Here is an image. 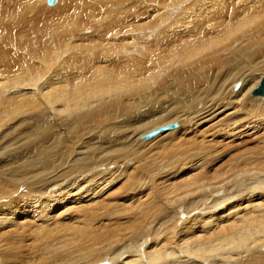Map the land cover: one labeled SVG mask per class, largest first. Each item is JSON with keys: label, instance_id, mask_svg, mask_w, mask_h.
<instances>
[{"label": "bare ground", "instance_id": "6f19581e", "mask_svg": "<svg viewBox=\"0 0 264 264\" xmlns=\"http://www.w3.org/2000/svg\"><path fill=\"white\" fill-rule=\"evenodd\" d=\"M16 1L0 10V193L28 176L45 192L23 197L21 210L40 217L27 223L32 241L0 216V264H264V151L214 168L230 151L211 144L264 122V96L249 95L264 76V0H183L188 26L163 34L167 50L148 56L150 66L136 60V31L78 35L79 12L91 17L104 0ZM88 38L98 50L75 46ZM163 69L176 83L162 87ZM184 149L175 175L163 170L166 154ZM139 152L134 183L123 161ZM116 170L121 186H152L127 202L109 190Z\"/></svg>", "mask_w": 264, "mask_h": 264}, {"label": "rangeland", "instance_id": "374dc122", "mask_svg": "<svg viewBox=\"0 0 264 264\" xmlns=\"http://www.w3.org/2000/svg\"><path fill=\"white\" fill-rule=\"evenodd\" d=\"M6 1H2V2L0 1V10L3 8L4 4H8L10 6L9 8H13V6L9 2V0H6ZM42 1H43V3H42ZM64 1L68 2V0H64ZM64 1L62 0V2H64ZM127 1L126 0H124V1L123 0H118V1L117 0H113V1L112 0H110V1L104 0V1H101L99 4H102V2L103 3L105 2V4H107V5L100 6V8H98V10H96L98 13H95V15L91 16L93 19L90 16H88L86 14L82 15L81 12H79L78 17L76 18V22H75V24L79 23V25L76 24L77 31H78L79 26H81L79 29L80 31L77 32L78 35L83 37V36H89V35H93V34L94 35L95 34H103L105 37L104 40H106L108 38L106 35L116 34L117 37L125 40L127 38L124 35H126V34L129 35L130 33H134L136 31V33H134V35L135 34H137L139 36L142 35V38H139L137 40V41H142V45L137 46L136 50H138V53L141 56H143V58H144L143 59L142 57H137L136 60H140V61L144 60L142 62V64H144L148 61V56H157V55L163 54V52L165 53V50H167L166 48H164L165 47V40L163 42L162 38L165 39V37H164L165 35H163V34H171L172 32H173L172 34H175L176 30L178 33H182V31H184V27L188 26L189 14H188L187 3L189 2L188 4H190V0L189 1L184 0L187 2V3L185 2L186 4L183 3V0H168L169 1L168 5L162 4L161 3L162 0H141L142 2H140V0H137L138 1L137 3H136V1L134 2V0H132V3H134V4L131 3V0H129L130 2L128 1L130 4ZM34 2L36 4V6H39V5L43 6L46 1L45 0H33V3ZM106 2H108V3H106ZM121 2H123V3H121ZM12 3H17V1L13 0ZM45 4H47V3H45ZM121 5H123L124 7ZM137 6H138V8H137ZM120 7H123V9L125 11L122 8L120 9ZM125 8H127V9H125ZM160 8H161V10H160ZM100 9H102V10H100ZM117 9H118V11H117ZM109 10H111V12ZM128 10H129V12H128ZM107 12L108 13L110 12V14H112V15L108 14ZM125 12H127V13H125ZM33 13L34 12L31 11V16H33ZM164 13H168V16L163 19L162 17H163ZM97 14L98 15L100 14V15L97 17ZM102 15H103V17H102ZM57 16L59 17L60 15H57ZM57 16H56V19H57ZM81 17H84V18H81ZM0 19H2L1 16H0ZM81 19H83V20L81 21ZM91 20L93 22L98 23V24L94 23V25L95 24L98 25V28L96 25L93 26V22L92 23L90 22ZM66 23L67 22H65L63 24H66ZM104 24H107V25H104ZM84 25H87V26H84ZM99 26H101V27H99ZM174 29H176V30H174ZM110 30H112V31H110ZM113 31H114V33H113ZM42 32L43 31H41V34H42ZM23 34H25V33L19 34V37L26 38V37H24ZM147 34H149V36H150L149 42L144 41V39H146ZM182 34H184V33H182ZM36 35H38V34H36ZM72 38H73V36H72ZM96 38H97V40L100 39V37H96ZM90 39L91 38H88L84 41H79V43L75 46L78 48H84V49H92L95 46V49H96V43H98L99 41L96 40V41H93V43H91ZM35 42L38 43V41H35ZM70 46L73 47V44H70ZM96 50H98V49H96ZM144 52H146V53H144ZM116 63H117V61H116ZM150 64H151V60L148 61L146 65L150 66ZM131 65H134V64H131ZM143 66L145 67V65H143ZM145 71H147V69H145ZM151 72L152 71H150V73ZM167 72L168 71L163 69L162 73H167ZM152 74H154V72H152ZM240 81H238L236 83H239ZM171 83H176V82H175L174 77L172 78L171 72H168V74L166 75V77L164 79V85L162 87L167 86ZM236 83H234V84H236ZM157 89H159V88H157ZM153 90H156V89H153ZM252 91L250 92L249 95L254 96V95H252L253 94ZM256 97H259V96H256ZM260 98H264V97H260ZM113 104L118 106V102H114ZM114 119H116V118H114ZM175 121L178 124L175 128L180 127L182 125L181 121H179V120H175ZM156 127H158V126H155L152 129H154ZM244 127H247V126H244ZM203 128L205 129V126L202 127L201 131L204 130ZM248 128H247L248 129L247 132H246L245 128H243L242 133H240L238 131V133H239L238 136L237 135L232 136L233 132H226V134L222 137H219L218 135H216L214 137L212 135L209 136L208 134L204 135L206 137V140H211L212 139L211 137H213L214 140H213V142H211V144H212V146L215 147V149L219 148V150L220 149L223 150L224 148H226L230 151L225 159H222L219 162L214 163V165H213L214 168L219 167L220 164H227L230 161H234V160L240 161L241 159H239V156L245 155L248 152L264 151V122L259 121V123L257 125H253L252 129H250V126L248 125ZM152 129H150V130H152ZM150 130H147L146 132H148ZM167 131H171V130H167ZM104 132L106 134H104L102 131H100L99 133L103 137H105V136L107 137V135H110V134H112L115 137L118 135L115 132H108V131H104ZM146 132H144V134ZM102 133H103V135H102ZM135 138L136 137H134V135H133L131 137H128V140H130V142H131V140H133ZM163 138L164 137H162L161 139H163ZM141 139H143V138H141ZM221 141L223 144V148L221 145ZM229 143H230L229 147H226L227 144H229ZM154 144H155L154 142H150V144H147L146 148H148ZM184 151H185V149L182 151L183 154L181 153V154H177V155H175L174 153H173V155H172V153L171 154L167 153L166 154L167 156L165 158H166V161H168V162H166L165 160L162 161L163 164L161 167H164L163 170L170 171L172 169L171 171H173V173H174V171L176 169H178V166L181 163V161H183V159L187 158V156H186L187 154H186V152L184 153ZM0 152H2V150H0ZM130 152L131 151H129V154H130ZM140 153L141 152L137 153L135 155V158L133 156H127L125 158L126 160L124 159V161H123V162H125V164H127L130 167V169H131V170L129 169V172H131L130 174H132L136 177V179L134 180V183H135V181H137L139 179V176L137 175L138 166L142 163V161H139L140 162L139 163V162H137V160H138V158H142V156H137V155H139ZM132 154H134V153H132ZM115 156H113V157H115L114 158L115 160H113V157H110L111 162L108 163L109 166L107 164V166L109 167V169L111 171L113 168L117 169V167L121 164V162H119L117 159L119 157V153L115 152ZM11 162L12 161H7L8 164ZM113 162L116 164H113ZM8 164H7V166H8ZM64 166H66V164H64ZM132 167L135 169L133 170ZM156 169L161 171V168H159V165H158V167H156ZM118 170L120 171V169H118ZM118 170H116V172L114 174L117 175V173H118V177L116 178L117 180H115V182L119 180L118 181L119 183L112 186L111 188H109V190L114 191L112 193V195L114 194V196L119 194L121 199L126 200L128 202V201H130L132 195L139 194L140 191L142 190V188H145L146 186H152V182L147 178H143L144 180L142 181V183H138V185H136V188H135L136 191L131 190L133 187L126 188L125 186H121L122 184L120 181L122 180L121 176H123V175L120 172H118ZM158 170H155V171H158ZM161 173L163 174L162 171H161ZM173 173H172V176L175 175V173L174 174ZM127 178L128 177L126 176V179ZM140 179L142 180V178H140ZM9 181H10L9 185L4 189V191L2 193H0V216L3 218V221H2L3 228L21 231L23 233V236L26 239H29L30 241H32L30 236H29V228H31L32 226H28L27 223L32 224L33 221L40 222V217L38 216L37 211L31 212L30 209H27V211L25 212V211L21 210L23 197H25V196L26 197H32V194L34 193V191L38 192V193H43V192H45V190L40 189L38 187L39 186L38 183H32V180H30L29 176L26 177V180L24 181L23 184L22 183L17 184V182L14 180H9ZM99 181H100V179H98L96 181V183ZM173 181H176V184H178L180 182V178H178L177 180H173ZM159 183L160 182L156 181V183L154 184V187ZM21 185H23V186H21ZM120 187H122L123 189L121 188V190H120ZM116 188L118 190H115ZM46 190H47V188H46ZM143 190H145V189H143ZM156 190L157 189H154L153 193H155V194L159 193ZM258 191L263 192L264 187L259 188ZM127 193H129V194H127ZM125 215H126V213H124V216ZM124 219L125 218H123V220ZM1 236H2V231H1ZM31 253L33 254V260H35L36 253L34 252V250H31Z\"/></svg>", "mask_w": 264, "mask_h": 264}, {"label": "water", "instance_id": "95a60500", "mask_svg": "<svg viewBox=\"0 0 264 264\" xmlns=\"http://www.w3.org/2000/svg\"><path fill=\"white\" fill-rule=\"evenodd\" d=\"M55 2H56V0H47L48 4H54ZM252 93L264 96V76L261 78L260 83L258 84V86L256 88H254ZM177 125H178L177 122L174 121V122H171L169 124L154 128V129L146 132L145 134H142L141 138L149 139V138L157 135L159 132H162L163 130H166L168 128L176 127Z\"/></svg>", "mask_w": 264, "mask_h": 264}]
</instances>
